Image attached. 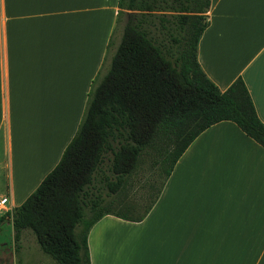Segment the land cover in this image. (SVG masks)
Listing matches in <instances>:
<instances>
[{"label": "crops", "instance_id": "1", "mask_svg": "<svg viewBox=\"0 0 264 264\" xmlns=\"http://www.w3.org/2000/svg\"><path fill=\"white\" fill-rule=\"evenodd\" d=\"M117 4L0 0V217L29 195L21 192L29 184L20 175L22 119L44 130L58 107L84 105L95 74L106 72ZM206 14L200 68L220 91L240 78L264 124V0H210ZM46 136L34 169L53 165L57 151L59 161L66 147ZM165 183L141 222L108 215L92 226L91 264H264V147L234 123H217L186 148Z\"/></svg>", "mask_w": 264, "mask_h": 264}, {"label": "trees", "instance_id": "2", "mask_svg": "<svg viewBox=\"0 0 264 264\" xmlns=\"http://www.w3.org/2000/svg\"><path fill=\"white\" fill-rule=\"evenodd\" d=\"M159 1L118 0L121 39L88 94L83 121L35 191L0 217V224L11 223L16 253L22 233L30 231L54 264H91L92 226L108 215L141 222L161 192L141 213L136 202L120 197L144 154L169 152L164 183L186 148L217 123H234L264 147V124L243 81L220 91L198 64L210 0Z\"/></svg>", "mask_w": 264, "mask_h": 264}, {"label": "rangeland", "instance_id": "3", "mask_svg": "<svg viewBox=\"0 0 264 264\" xmlns=\"http://www.w3.org/2000/svg\"><path fill=\"white\" fill-rule=\"evenodd\" d=\"M169 1L170 0H160L159 2L161 4L162 2L168 3ZM163 3L161 4V6L164 5ZM158 14L159 13H157V15ZM123 23L124 19L120 23H118V26L116 28V37L114 38L113 36L114 40H112L110 46L107 47L106 56L104 59V63H106V72L103 73L102 67L101 74L100 72L95 74L92 82L89 85L86 94V101L83 106L73 107L64 105V107H58V119L56 116L53 119L52 123V118L50 117L51 113L48 114V119L45 121L44 130H39L38 120L34 122L27 121L26 123L22 119L20 129V175H26L29 178V184L21 191L22 193L27 192V194L29 195L33 193L38 186L36 185V182H41L40 180H42L58 162H56V156L58 158L59 151L54 154L53 165H51L50 167L48 165L45 169H34L32 167L31 159L34 157L37 146L41 141L40 136L45 133L47 136L44 141H49L50 138H52L54 141L58 139V144H60V146L63 142H67V144L65 143L67 146L78 130L85 116V109L89 92L102 80L109 69L111 58L114 55L117 45L119 44L121 39ZM154 34L160 37L159 32L156 31L154 32ZM50 109L51 108L48 109V113ZM37 124L38 128H34ZM172 151L173 148L172 150L170 149V152ZM167 155H169V152L167 154L165 151L162 154H160V152L153 154L151 158H149L148 155H142L137 169L130 176V178L127 179V184L124 189L125 191L122 195H120V197L127 198V200H130L131 202H136L140 206V209H138L137 211L138 213H141V207L148 203L149 198L155 195V191L158 189L162 190L164 184H167L165 183L167 182V180L163 183L164 172L167 170L170 163V157H168ZM12 236L13 232L8 225H5L0 229V264H54L49 257L42 254L35 242L34 235L30 231H24L22 233L21 239L19 241L20 248L17 253L14 252Z\"/></svg>", "mask_w": 264, "mask_h": 264}, {"label": "built area", "instance_id": "4", "mask_svg": "<svg viewBox=\"0 0 264 264\" xmlns=\"http://www.w3.org/2000/svg\"><path fill=\"white\" fill-rule=\"evenodd\" d=\"M6 202V199L0 200V205H3Z\"/></svg>", "mask_w": 264, "mask_h": 264}]
</instances>
